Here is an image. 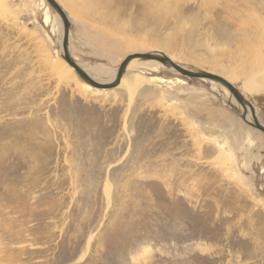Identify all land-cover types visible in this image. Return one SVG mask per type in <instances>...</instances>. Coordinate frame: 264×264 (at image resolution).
<instances>
[{"label":"rangeland","instance_id":"374dc122","mask_svg":"<svg viewBox=\"0 0 264 264\" xmlns=\"http://www.w3.org/2000/svg\"><path fill=\"white\" fill-rule=\"evenodd\" d=\"M55 1L76 63L108 77L153 52L239 92L253 80L240 94L264 125V0ZM44 6L0 0V264H264V135L166 69L124 74L130 96L87 93L56 71Z\"/></svg>","mask_w":264,"mask_h":264},{"label":"bare ground","instance_id":"6f19581e","mask_svg":"<svg viewBox=\"0 0 264 264\" xmlns=\"http://www.w3.org/2000/svg\"><path fill=\"white\" fill-rule=\"evenodd\" d=\"M44 1L45 0H39V2H40V4H43V7H44V10L46 9V7L44 6ZM46 3V2H45ZM48 6V5H47ZM59 6V5H58ZM60 7V9L64 12V10L61 8V6H59ZM50 8V7H49ZM51 9V8H50ZM55 14H54V17H53V20H54V22L56 23L55 25L56 26H58V28H59V42H60V44H61V41H62V25H61V20H60V18H59V16H58V14L55 12V11H53ZM65 13V12H64ZM66 15V14H65ZM66 17H67V15H66ZM68 19V18H67ZM44 20H45V23H47L49 20H50V18H49V16H48V11L46 10L45 11V14H44ZM260 23H261V25H260V27H261V29H258V32H259V34H262L263 36H264V23H262L261 21H260ZM243 24V23H242ZM254 30V29H253ZM256 39H258V44L260 45L257 49V52H260V53H263L264 52V38H260V37H257L256 36ZM68 42H69V35H68ZM68 44V43H67ZM257 45V44H256ZM261 45H263V46H261ZM62 46V45H61ZM60 46V49H59V55H60V57L62 58V47ZM250 48V47H249ZM68 53H69V44H68ZM103 53H105V54H108L107 52H103ZM134 52H130V53H127L124 57H123V59L124 58H126V57H130V56H132L131 58H130V60L128 61V63H127V65L125 66V72H124V74H126V73H129V72H131V71H138V70H142V71H158L159 69H163V70H170V71H172V73H174V71L173 70H171V68L169 67V68H167V67H165L164 65H162L159 61H155V60H153V59H150V60H145V59H138V58H136V57H133V54ZM149 54H151V55H153V56H161V55H158L157 53H153V52H151V53H149ZM70 55V54H69ZM103 55V54H102ZM105 56V55H104ZM111 56V55H110ZM70 58L72 59V57L70 56ZM262 58H264V57H262ZM170 60H171V58H169ZM62 60H63V58H62ZM73 60V59H72ZM66 63V62H65ZM122 63V62H121ZM80 67H81V69L92 79V80H95V81H97V82H101V83H107V82H112V79L114 78V76H115V72H116V69H117V67H118V65L113 69V71H112V73H111V75H109L108 77H104L105 76V73H104V70H103V68H101V67H99L98 65H94V66H92V67H88V68H86L84 65H82V64H79V63H77ZM100 65V64H99ZM52 68L53 69H56V66H52ZM57 72H60V76L62 77H65L64 79H66L67 77H72L73 76V68L72 67H70L69 65H67V64H59V67H58V69L56 70ZM76 73V72H75ZM208 73H210V74H213L212 72H208ZM124 74H123V76H120L119 77V84L117 85L118 87H120V86H124L125 88H126V92L129 94V96L131 95V93H132V88L135 86L132 82V84L131 85H129V82L128 81H126L125 80V78H124ZM174 74H176V73H174ZM68 75V76H67ZM215 75V74H214ZM78 76V75H77ZM140 76V75H139ZM217 76V75H216ZM219 77V76H218ZM79 78V77H78ZM139 79L141 78V77H138ZM220 78H222V77H220ZM80 79V78H79ZM134 79H137V76L135 75V78ZM224 79V78H223ZM229 79V78H228ZM227 79V80H228ZM81 80V79H80ZM200 80H202V81H206V82H209L210 84H212L214 87L216 86V87H219L220 88V91L221 92H223V94H224V96L225 97H228L229 99H230V102L233 104V106H235V107H237L240 111H241V108L239 107V105L237 104V102L233 99V97H231L230 95H229V93H228V91H226L222 86H220V85H218L216 82H213V81H211V80H205V79H200ZM225 80V79H224ZM133 81V80H132ZM142 81V80H141ZM164 83H167V84H169V83H173V84H176V85H179L180 87L182 86V85H185V83L183 82V80H180V79H176L175 81H164V80H162ZM77 83H76V85H78V86H80L83 90H87L86 92L88 93V91H91V93L93 92V91H97V92H101V91H110V90H112V89H99V88H95V87H91L90 85H88L87 83H85V82H83L82 80H81V82L80 81H76ZM232 83V82H231ZM255 81H251L248 85L249 86H246V88H244V89H242V90H240V92L242 93V91H246V90H251L252 88H254L255 87ZM132 85H134V86H132ZM116 86V87H117ZM235 86V85H234ZM116 87H114V88H116ZM134 92V91H133ZM128 96V97H129ZM245 98V97H244ZM246 99V98H245ZM256 115V114H255ZM242 120V119H241ZM245 120L246 121H251V116L249 115V112H248V109H247V112H246V114H245ZM243 122V121H242ZM250 127V126H249ZM260 133V132H259ZM261 134V133H260ZM248 142H251V141H248ZM220 145V144H219ZM222 146V145H221ZM216 161H217V163H222L225 159H226V154H224L222 151H218L217 150V153H216ZM217 163H215V164H217ZM89 241H90V239H89ZM88 241V242H89Z\"/></svg>","mask_w":264,"mask_h":264},{"label":"water","instance_id":"95a60500","mask_svg":"<svg viewBox=\"0 0 264 264\" xmlns=\"http://www.w3.org/2000/svg\"><path fill=\"white\" fill-rule=\"evenodd\" d=\"M46 4L48 7L51 8L52 11H55L60 20H61V25H62V58L68 64L70 67L74 69L78 77L88 85H90L92 88H99V89H112L116 87L119 84V77L123 76L125 72V66L127 65L128 61L130 60V57L124 58L118 65L115 76L112 79V82H107V83H101L97 82L95 80H92L82 69L81 67L70 58V55L68 53V35H69V30H70V25L69 21L65 15V13L60 9L58 4L56 3L55 0H45ZM133 57H136L138 59H145V60H150L153 59L155 61H159L162 65H164L167 68H171V70L174 71V73L184 77V78H194V79H205V80H211L213 82H216L218 85L222 86L226 91H228L229 95L233 97V99L237 102L239 107L241 108L242 113L240 114L242 121L253 128L254 130L260 132L262 135H264V125H262L259 121L257 116L255 115V109L251 102H249L247 99L242 97L240 92L236 89V87L231 84L229 81L224 80L223 78H220L214 74L210 73H204V72H199V71H193L190 69H186L172 60L168 59L167 57L161 55V56H153L151 54H134ZM249 112V115L251 116V121H246L245 120V114Z\"/></svg>","mask_w":264,"mask_h":264},{"label":"flooded vegetation","instance_id":"af4514ba","mask_svg":"<svg viewBox=\"0 0 264 264\" xmlns=\"http://www.w3.org/2000/svg\"><path fill=\"white\" fill-rule=\"evenodd\" d=\"M258 117V116H257Z\"/></svg>","mask_w":264,"mask_h":264}]
</instances>
